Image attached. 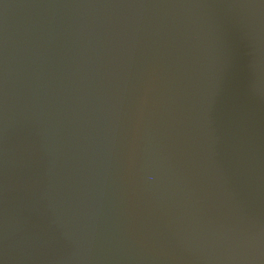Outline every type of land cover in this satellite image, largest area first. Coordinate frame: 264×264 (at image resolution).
Here are the masks:
<instances>
[{
  "label": "water",
  "instance_id": "water-1",
  "mask_svg": "<svg viewBox=\"0 0 264 264\" xmlns=\"http://www.w3.org/2000/svg\"><path fill=\"white\" fill-rule=\"evenodd\" d=\"M0 264H264V0H0Z\"/></svg>",
  "mask_w": 264,
  "mask_h": 264
}]
</instances>
